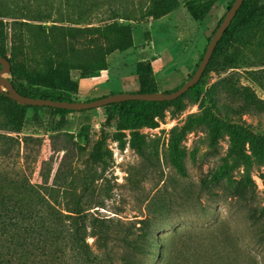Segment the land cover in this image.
<instances>
[{"label":"rangeland","instance_id":"rangeland-1","mask_svg":"<svg viewBox=\"0 0 264 264\" xmlns=\"http://www.w3.org/2000/svg\"><path fill=\"white\" fill-rule=\"evenodd\" d=\"M4 1L19 3L29 15L49 16L27 20L43 27L53 20L65 23L67 17L61 0ZM140 1L120 0L115 6L133 9ZM232 1L175 0L159 18L130 21L132 45L107 55L104 71L68 70L37 78L71 88L74 99L88 101L137 92L144 65L152 71L156 91H173L193 74ZM263 10L261 1L242 11L246 29L235 35L238 27H232L233 40L220 43L198 89H188L177 101L148 106L139 119L118 106L61 113L18 103L24 123L17 135L32 138L26 145L21 140L18 166H24L33 183L41 182L44 160L49 183L60 162L58 182L64 181L68 165L100 173L83 198L87 214L116 236L129 228L136 232L137 219H148L151 247L144 264H264V102H259L264 101V30L254 25ZM107 15L100 12L93 21ZM102 41L91 35L83 42ZM11 69L10 62V72L3 75L14 80ZM23 75L21 70L18 77ZM243 86L250 89L244 96ZM62 117L65 123L59 125ZM100 139L104 160L93 163L88 155ZM25 153L27 162L20 158ZM211 175L218 181L205 188L201 179ZM242 178L253 187L255 204L263 212L257 222L247 217L241 201L226 195V184L234 187ZM86 240L93 246L91 236Z\"/></svg>","mask_w":264,"mask_h":264},{"label":"trees","instance_id":"trees-1","mask_svg":"<svg viewBox=\"0 0 264 264\" xmlns=\"http://www.w3.org/2000/svg\"><path fill=\"white\" fill-rule=\"evenodd\" d=\"M261 1L264 0H243L215 45L211 58L220 49L222 41L233 40V29L238 27L235 35L246 29L245 23L241 22L242 11ZM174 2L143 0L135 8L128 9L115 6L116 3L120 5V0H61L67 11L65 23L53 20L54 24L43 27L27 20L45 21L49 16L29 15V11L20 8L19 3L8 4L0 0V55L7 57L5 51H8L14 76L13 86L19 93L53 100H76L72 97L75 92L71 88L48 85L37 76L68 70H105L107 55L132 45L130 21L146 17L159 18L173 8ZM100 12L108 13L107 19L98 18L94 22L93 19ZM254 25L264 30V10L255 17ZM91 35L104 41L86 45L83 41ZM21 70L24 75L19 78ZM139 77L141 86L137 92H156L150 67L140 65ZM22 78L25 82L20 80ZM199 84L200 80L189 89H198ZM249 91V87L243 86L240 93L244 96ZM177 100L178 97L173 99ZM163 102L169 101L130 99L103 107L127 108L134 113V119H139L148 106ZM19 106L0 92V264H144L143 258L151 247L148 219H137L139 225L136 226V232L129 228L116 236L101 220L87 214L83 198L100 173L90 169L80 172L68 165L64 181L58 182L57 179H62L63 175L60 162L54 174L55 180L49 183V163L44 160L39 173L41 182L33 183L24 166H18L16 159L20 142L22 140L26 145L31 138L24 136L20 140L17 135L24 123ZM32 107L61 113L73 111L49 106ZM64 123V117L60 118L59 125ZM238 141L239 134L235 131L234 142ZM101 142L102 139L89 152L88 158L93 163L104 160ZM140 153L143 154L141 149ZM20 158L27 162L26 153ZM218 178L217 175H211L210 178H202L201 182L208 188L211 183L216 184ZM225 190L226 195L243 203L251 221L257 222L262 218L263 212L255 204V191L247 179H240L234 187L226 184ZM87 235L93 238V246L87 242ZM92 247L101 251L99 257L94 254Z\"/></svg>","mask_w":264,"mask_h":264},{"label":"water","instance_id":"water-1","mask_svg":"<svg viewBox=\"0 0 264 264\" xmlns=\"http://www.w3.org/2000/svg\"><path fill=\"white\" fill-rule=\"evenodd\" d=\"M243 0H234L232 5L228 8L218 27L215 29L213 35L211 36L205 52L193 72V74L182 83L177 89L173 91L166 92H120V93H112L107 96H103L97 99H92L88 101H78V100H53L49 98H40V97H30L25 96L19 93L13 86L12 79L8 76H4L3 74H7L10 72V61L8 57H4L0 55V92L5 94L10 99L15 102L23 105H32V106H49L55 108H63L73 111H80L95 107L104 106L109 103L120 102L130 99L135 100H146V101H164V100H173L179 97L182 93L187 91L190 87H192L195 83L198 82L206 64L208 63L211 54L218 40L222 36L226 27L230 24L232 18L234 17L237 9L240 7Z\"/></svg>","mask_w":264,"mask_h":264},{"label":"crops","instance_id":"crops-1","mask_svg":"<svg viewBox=\"0 0 264 264\" xmlns=\"http://www.w3.org/2000/svg\"><path fill=\"white\" fill-rule=\"evenodd\" d=\"M102 71H104V70H102Z\"/></svg>","mask_w":264,"mask_h":264}]
</instances>
